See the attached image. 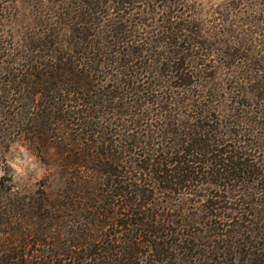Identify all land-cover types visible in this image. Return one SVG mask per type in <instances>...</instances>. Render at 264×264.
<instances>
[{
	"label": "trees",
	"instance_id": "trees-1",
	"mask_svg": "<svg viewBox=\"0 0 264 264\" xmlns=\"http://www.w3.org/2000/svg\"><path fill=\"white\" fill-rule=\"evenodd\" d=\"M198 1L0 0V264H264V0Z\"/></svg>",
	"mask_w": 264,
	"mask_h": 264
},
{
	"label": "rangeland",
	"instance_id": "rangeland-1",
	"mask_svg": "<svg viewBox=\"0 0 264 264\" xmlns=\"http://www.w3.org/2000/svg\"><path fill=\"white\" fill-rule=\"evenodd\" d=\"M225 3V0L198 1L206 11L218 10ZM256 8L259 12L264 11V5ZM21 23L23 20L19 16L17 24ZM6 159L9 179L16 189L33 192L43 185L51 198L62 190L67 172L66 157L48 139L31 135L20 137L10 143Z\"/></svg>",
	"mask_w": 264,
	"mask_h": 264
}]
</instances>
